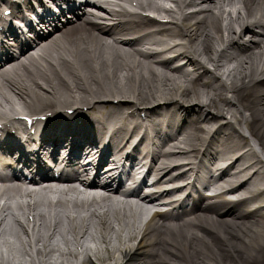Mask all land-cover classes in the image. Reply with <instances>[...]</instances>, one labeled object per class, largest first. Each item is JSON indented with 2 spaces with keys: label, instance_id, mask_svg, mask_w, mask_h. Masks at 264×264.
I'll return each mask as SVG.
<instances>
[{
  "label": "bare ground",
  "instance_id": "bare-ground-1",
  "mask_svg": "<svg viewBox=\"0 0 264 264\" xmlns=\"http://www.w3.org/2000/svg\"><path fill=\"white\" fill-rule=\"evenodd\" d=\"M126 1L117 2L119 8H122L121 11H126L127 14L135 12L136 9L132 8L131 4L128 7L127 4H123ZM136 1L138 8L143 9L145 14L153 15L145 16L146 22L155 24L157 28V35L153 41L167 45L168 50L175 47L177 49H174L175 55L185 60L178 65L180 70L177 73L178 77L175 78L176 84L169 85L164 78L148 70L156 68L159 61L151 58L139 59L135 50L127 49L129 54L122 52L119 44L124 41L114 36L115 27L98 25L101 33L86 27L71 41L64 37L45 46L43 55L49 59L46 65L50 70V78L58 84L53 93L61 95L60 104L83 110L82 104L87 103L85 105L90 108L87 112L94 119L98 116L92 114L91 107L101 109V105L97 104L105 97H110L111 100L118 99L120 104H133L131 107H135L139 112L144 111L140 109L145 106L151 108L148 109L151 112H146L147 116L151 115L154 109L158 110L162 101H170L175 106L189 108L195 104V107L205 110L201 114H192L193 111L185 108L174 112L180 117L183 126L189 124L184 129L187 141L182 155L189 152V145L192 146L204 131L213 127L211 124L202 125L208 122L202 118L208 109L219 116L227 113L232 119L243 121L252 135L251 140L259 144L264 151V51L260 42L252 39L254 34H261L264 37V32L261 31L264 30V14L260 13V0H243L244 8H237L235 19H231L228 25L221 24L219 28L212 14L199 20L193 16L194 3L202 0H189L188 4L187 0H168L176 2L172 6L165 4L167 0ZM232 1L224 3L219 12L224 13L227 6H234V0ZM256 9L258 10L253 17L243 18L244 13L249 14ZM262 10L264 11V7ZM139 41L143 43L146 39ZM55 47L57 49H54ZM71 47V52L65 57L63 50ZM92 58L96 59V63H93ZM164 58L166 61H178V58L171 54H166ZM57 61L63 66L76 63V68L56 72L50 65ZM29 65H32L30 61L25 62L22 72L33 71ZM41 66L40 63L37 64L38 68ZM159 68L157 66V69ZM222 75H225V79H221ZM81 77L82 82L88 81L89 89L92 90L93 97L90 99H86L88 91L83 90L75 80ZM68 80L71 83L66 87ZM20 87L22 82L17 85V88ZM50 88L53 89L52 84ZM75 88L77 92L74 95ZM45 96L46 102H52L51 96ZM73 96H77L78 100L75 98V102H72ZM4 98L13 100L11 94L4 95ZM20 99L22 103L25 102L23 98ZM231 105L234 106L230 107ZM125 107L123 104L118 106L119 109ZM118 108L112 107L111 113L119 114ZM89 126L92 127V124ZM174 129L165 126L162 130L174 133ZM244 145L240 139H230L221 149L215 169L223 168L225 175L223 186L234 188L243 186L239 197L254 199L256 206L249 211L237 210L238 216L243 219L231 223L236 226L235 230L231 231L224 227L225 236H220L221 243L218 246L209 245L212 248L211 252L203 254L204 250H207L206 245L194 237L192 246L179 243L169 245L172 249V254H169L171 259L179 258L186 264H264V171L258 166L260 159L255 150L240 151ZM242 152V160L236 170L228 173L231 171L230 166L235 164L234 158ZM31 193L16 189L14 196L30 198L33 197ZM0 198L5 199L0 204V264H83L82 254L86 259L92 256L100 261L98 264L168 262L167 256L151 262L157 252L154 247H150L154 241L152 237L154 234H145L147 238L135 247L132 241L136 234L119 228L122 226L121 223L116 228L106 212L90 210L91 216H96L98 220L94 222L90 219L87 226V218L78 211V207L85 203L73 205L75 209L73 213H76L82 223L81 229L73 235L66 236L71 228H66L68 226L62 228L60 223L69 222L68 217L63 216L61 208L50 215L48 212L50 204L45 197L40 196L28 204V201L11 202L13 197L10 192L8 194L4 192ZM57 206L62 207V203H57ZM99 206L114 208L104 203H99ZM22 207L24 214L21 212ZM38 223L39 227L40 225L43 227L39 228ZM191 226L194 225H189L185 230L188 231ZM85 264L96 263L86 260Z\"/></svg>",
  "mask_w": 264,
  "mask_h": 264
},
{
  "label": "rangeland",
  "instance_id": "rangeland-1",
  "mask_svg": "<svg viewBox=\"0 0 264 264\" xmlns=\"http://www.w3.org/2000/svg\"><path fill=\"white\" fill-rule=\"evenodd\" d=\"M93 260H94V259H93ZM94 262H96V264L100 263V261H98V260H96V261L94 260Z\"/></svg>",
  "mask_w": 264,
  "mask_h": 264
}]
</instances>
